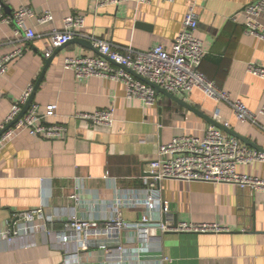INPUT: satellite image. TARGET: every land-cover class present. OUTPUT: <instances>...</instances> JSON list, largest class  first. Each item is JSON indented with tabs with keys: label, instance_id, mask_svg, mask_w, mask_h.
Here are the masks:
<instances>
[{
	"label": "crops",
	"instance_id": "crops-1",
	"mask_svg": "<svg viewBox=\"0 0 264 264\" xmlns=\"http://www.w3.org/2000/svg\"><path fill=\"white\" fill-rule=\"evenodd\" d=\"M190 1L128 0L98 6L94 0H0L6 15L23 6L30 8L35 15L24 21L36 34L28 39L23 32H15L13 23L0 22V58L21 50L0 79V126L26 88L36 84L45 67L44 54L52 48L50 33L63 29L65 17H84L77 38L101 39L121 52L145 51L157 44L170 50ZM253 1L194 0V8L196 35L205 50L201 71L230 99H240L257 112L264 103V78L250 74L247 64L264 66V40L245 32L242 12ZM46 12L51 19L38 22L36 17ZM258 20L264 24V12ZM98 55L92 43L68 41L52 48L32 104L41 112L47 104H56V115L48 121L64 124L65 133L41 138L21 131L0 148V264H59L70 253L76 257L73 264H264L263 191L230 183L165 179L157 184L159 207L149 210L145 195L148 163L160 144L180 135L202 137L208 119L218 110L221 121L228 122L225 134L248 147L262 148L264 116L254 123L240 121L228 103L215 101L198 89L175 94L188 106L162 92H157V101L150 105L127 98L119 81L77 78L73 70L63 67L66 57ZM110 108L111 126L74 117L77 112ZM237 169L262 175L259 162ZM36 208H43L53 221H17L13 227L20 235L8 241L6 227L14 214ZM116 213L130 223L148 214L170 226L208 222L225 230L173 233L155 228L146 238L132 229H121L114 236L92 238L85 250H77L74 241L62 244L57 237L72 215L102 224Z\"/></svg>",
	"mask_w": 264,
	"mask_h": 264
},
{
	"label": "built area",
	"instance_id": "built-area-1",
	"mask_svg": "<svg viewBox=\"0 0 264 264\" xmlns=\"http://www.w3.org/2000/svg\"><path fill=\"white\" fill-rule=\"evenodd\" d=\"M98 6L117 5L128 0H94ZM137 3H149L151 0H129ZM172 3L175 0H161ZM242 12L245 17V32L264 40V24L258 17L264 12V0H254L246 4ZM35 14L28 7H20L11 15L2 11L0 4V22L13 23L15 32H23L25 37L32 39L36 36L31 28L25 25V18ZM44 23L51 19L48 12L36 17ZM84 17L81 14L67 16L63 19V29H54L50 33L52 48L59 47L76 36H80ZM182 29L174 37L170 50L161 44L152 46L145 51L127 50L121 52L104 40L95 39L93 46L99 51L98 56L66 57L63 67L73 70L77 78L99 76L119 81L125 86L127 98H138L146 104L157 101V91L152 85L158 86L170 94H183L194 89L200 90L205 96L228 103L234 116L240 121L256 122L258 116H264V103L257 112L251 111L240 99H230L229 93L220 88L213 80L207 78L200 69L205 55L202 40L196 35L198 15L194 8V0L190 1L184 13ZM46 50L45 57L51 54ZM18 49L0 58V79L6 72L8 63L20 55ZM247 71L255 76L264 78V66L248 62ZM33 89L29 85L18 100L11 106L4 122L3 129L21 112ZM56 104H47L43 111H39L36 104H30L27 111L0 135V148L4 143L21 131L30 136L41 138H59L66 127L62 123L49 122L48 119L56 115ZM76 119L89 121L96 125L111 126L113 123V109H101L91 113L77 112ZM213 120L228 127V122L221 121L219 111L213 113ZM203 136L180 135L173 137L168 143L160 144L156 156L148 163V181L146 184V200L148 209L159 207L162 200L157 190L161 180L174 179L184 181H208L213 183H230L240 187H247L253 191L264 192V145L261 150L242 144L236 137L229 136L214 125H207ZM255 162L262 164V175H252L238 171L239 165H249ZM12 222L7 223L6 239L12 241L19 236L14 229L17 221L28 224L41 219L45 224L53 221L43 208L29 209L14 214ZM44 224L45 232L50 230ZM173 233H206L225 230L216 223L208 222H179L167 225L164 222L152 220L148 214H143L140 221L130 223L122 220L119 213L107 218L102 224L96 220L82 219L75 215L65 220L62 229L57 233L62 244L74 241L77 250H85L91 239L98 236H114L121 229H132L137 234L149 238L152 229ZM98 247L106 249L107 245L98 243ZM120 248V247H118ZM63 259L59 264H73L76 261L74 253Z\"/></svg>",
	"mask_w": 264,
	"mask_h": 264
},
{
	"label": "water",
	"instance_id": "water-1",
	"mask_svg": "<svg viewBox=\"0 0 264 264\" xmlns=\"http://www.w3.org/2000/svg\"><path fill=\"white\" fill-rule=\"evenodd\" d=\"M70 41H78V42H80V43H82V44H84V45H87V46H90L91 43H92L91 41H89V40H87V39H84V38H77V37H74V38H73L72 40H70ZM63 45H64V44H63ZM61 46H62V45H61ZM50 60H51L50 58H47V59H46L45 67H44L42 73L40 74V76H39V78H38L36 84L33 86V89H32V91H31V93H30V96L28 97L26 103H25L24 106L22 107L21 112L18 114V116H17L12 122H10L8 125H6L3 129H0V135L4 132L5 129H7L8 127H10L15 121H17L20 117H22V115L27 111L28 107H29L30 104L32 103L33 93H34L35 89L37 88V85L39 84L40 79H41L42 76H43L44 70L46 69V67H47V65L49 64ZM152 86L155 88V90H156L157 92H162V93L166 94L167 96L171 97L172 99H174V100H176V101H178V102H180V103H182V104L188 106L186 103H184L183 101H181V100H180L178 97H176L175 95L166 92L165 90H163L162 88H160V87H158V86H155V85H152ZM208 121H209V123H210L211 125H214V126L220 128V129H222V130L229 131V130L226 129L227 127H224L221 123L216 122V121L213 120V119H210V118H209ZM233 134H234V133H233ZM234 135H236L237 137H240V136H238L237 134H234ZM240 138L243 139L242 137H240ZM243 140H244V139H243ZM244 141H245V140H244ZM245 142H247V141H245ZM257 149H258V150H261V148H257Z\"/></svg>",
	"mask_w": 264,
	"mask_h": 264
}]
</instances>
